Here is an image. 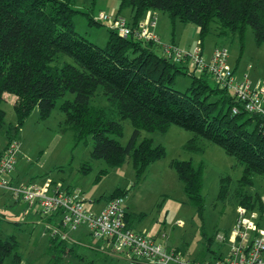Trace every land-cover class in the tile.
<instances>
[{"label":"trees","instance_id":"16d2710c","mask_svg":"<svg viewBox=\"0 0 264 264\" xmlns=\"http://www.w3.org/2000/svg\"><path fill=\"white\" fill-rule=\"evenodd\" d=\"M75 3L76 0H0V129L6 127L7 142L16 138L35 108L46 119L59 106L65 114V126L73 130L76 140H92L93 157L104 159L109 167L121 165L130 157L137 184L148 165L166 155L165 146L155 145L152 138L138 142L141 131L166 132L175 124L194 132L187 148L199 150L198 139L204 138L243 164L236 190L238 206L257 210L264 216L262 197L245 190L253 185L255 175L264 176V118L246 112L228 89L215 82L212 85L207 69L196 75V70L173 62L156 42L133 35L122 37L111 28L105 46L89 40L76 30L73 18L79 10ZM124 8L130 9L128 22L133 25L148 10H161L173 20L196 24L202 36L214 25L221 36L242 39L250 27L257 44L264 43V0H122L118 13L122 14ZM89 21L103 22L92 17ZM181 73L192 77L186 91L173 86ZM100 87L109 107L91 104ZM68 93L74 97L58 104ZM8 95L14 96V124L6 123L2 108ZM235 106L239 113H234ZM125 119H130L134 126L127 144L113 138L123 135ZM172 166L190 201L202 212V166L181 159L173 160ZM230 182L229 177L221 179V198L228 195ZM125 193L117 190L107 199ZM47 223H57V219L47 218ZM127 223L133 228V216L127 214ZM258 225L261 226L259 220ZM214 240L215 236L207 240L208 250ZM18 245L13 234L0 237V264L7 257L12 258L9 264H22ZM48 250L52 256L49 264H64L66 256H78L74 245L53 235ZM223 254L215 253L214 259ZM88 264L97 263L92 260Z\"/></svg>","mask_w":264,"mask_h":264},{"label":"rangeland","instance_id":"374dc122","mask_svg":"<svg viewBox=\"0 0 264 264\" xmlns=\"http://www.w3.org/2000/svg\"><path fill=\"white\" fill-rule=\"evenodd\" d=\"M121 1L76 0L75 8L79 10L73 18L76 30L96 44L105 46L109 37V25L100 22L101 14L113 13L114 16L120 15L127 21L131 20L130 9L124 8L122 14L118 13ZM89 17L100 24L91 23ZM155 17L154 29L162 31L159 32L161 36L164 34L162 43L188 52L200 48V55L207 63L211 61L217 46L226 47L229 51L228 63L238 78L248 75L254 85H264V43L257 44L252 28L246 29L242 39L238 36H221L214 25L209 33L202 36L196 24L173 20L166 11L157 10ZM130 25L136 26L131 23ZM158 44L164 52L162 44ZM65 57L73 61L72 58ZM171 60L175 62V58ZM193 69L196 70V75H200V69L206 67L195 64L191 70ZM209 81L214 85L212 76ZM191 83V75L181 73L176 76L173 86L186 91ZM73 97L72 93H68L66 97L59 99L58 104L65 98ZM13 101L14 96L8 95L2 103L7 124L17 121ZM91 104L110 106L102 87L91 99ZM64 121L65 114L59 106L46 119L40 117L38 108L31 112L15 135L20 141V153L14 171L15 184H42L49 178L54 183L63 184L65 188L69 187L79 193L90 210H97L95 205L99 202L104 204L115 191L125 190V206L129 215L133 216V227L156 238L169 251L176 249L185 259L202 261L213 260L215 253L226 249L227 246L214 240L210 245L211 250H208L207 240L217 234L229 233L236 222V190L244 166L234 156L204 138L198 139L199 150L187 148L188 141L195 137L194 132L175 124L166 132L142 130L138 142L144 138H152L155 145L165 146L166 155L149 164L144 177L136 184V170L130 157L121 165L109 167L104 159L92 156V140L89 139L87 143L77 141L73 130L66 127ZM122 123L123 135L113 138L127 144L134 132V126L130 119H125ZM6 143V127H3L0 129V150ZM175 159L192 160L196 166H202V212L190 201L184 183L172 166ZM223 177H229L231 182L228 195L221 198L219 192ZM245 190L253 195L259 193L264 200V176L255 175L253 185L247 186ZM258 220L263 226L260 227L264 228V217ZM12 234L19 242L18 251L22 264L52 262L48 250L51 235L48 232L47 216L32 209L28 203L0 198V237L5 238ZM68 236V243L75 246L78 256H66L64 264L69 261L88 264L92 260L97 264H127L122 249L108 240L92 237L85 227L68 231ZM11 259L7 257L4 264H9Z\"/></svg>","mask_w":264,"mask_h":264},{"label":"built area","instance_id":"2783aa9c","mask_svg":"<svg viewBox=\"0 0 264 264\" xmlns=\"http://www.w3.org/2000/svg\"><path fill=\"white\" fill-rule=\"evenodd\" d=\"M152 15L148 12L134 27L125 17L114 16L113 13H102L101 21L106 22L109 28L122 37L133 35L140 40L161 43L166 56L175 58V62L179 64L188 63L190 70L195 64L206 67L213 81L221 88L231 91L243 104L246 112L264 118V85H254L248 75L239 79L228 63L229 51L226 47L217 46L211 61L207 63L200 55V48L188 52L162 43L154 31L156 17ZM233 111L239 113L240 110L235 106ZM19 153L20 141L17 138L8 141L0 151V192H8L15 201L26 202L47 218L57 219V223H48L50 235L68 241V231L85 225L92 237L108 240L122 249L127 264H264V229L258 225L259 214L255 210L239 205L232 230L217 234L216 240L228 245V250L221 258L212 261L189 260L183 258L176 249L169 251L156 238L130 227L124 196L108 199L99 211H95L87 207L86 200L79 193L65 188L63 184L54 183L49 178L42 184H15L12 173L16 169Z\"/></svg>","mask_w":264,"mask_h":264},{"label":"crops","instance_id":"0c3cea01","mask_svg":"<svg viewBox=\"0 0 264 264\" xmlns=\"http://www.w3.org/2000/svg\"><path fill=\"white\" fill-rule=\"evenodd\" d=\"M150 13H152L154 16H156V11L155 10H152V9H150V10H148ZM147 11V12H148ZM147 14V13H146ZM146 17V15L144 16V18ZM143 18V19H144ZM142 20V19H141ZM158 28V27H157ZM199 29V28H198ZM154 31H155V33L160 37V39L161 40H163V35L161 36L160 34H159V32L160 33H162V31H159L158 32V30L157 29H154ZM202 53H203V49H202ZM184 65H186V63H184ZM189 68V67H188ZM7 144V143H6ZM5 147V146H4ZM3 147V148H4ZM2 148V149H3ZM1 151V150H0ZM16 170V169H15ZM12 177H13V182L15 183V180H16V177H15V175H14V172L12 173ZM71 189V188H70ZM0 198H11V195L8 193V192H0ZM16 202V201H15ZM18 202H21V201H18ZM26 203V202H25ZM30 205V204H29ZM105 205V203L104 204H101L100 202L99 203H97V205H95V207L97 208V210H95V211H99L103 206ZM31 206V205H30ZM32 207V206H31ZM32 209H34L35 211H38L35 207H32ZM257 211V210H256ZM39 212V211H38ZM236 212H237V209H236ZM257 213L259 214V211H257ZM129 214V213H128ZM261 216H260V214H259V218H260ZM262 217H264V216H262ZM81 227H85L86 228V230H87V232H89L88 231V229H87V227L85 226V225H81L80 227H78L76 230H73V231H77L79 228H81ZM261 227H263V226H261ZM134 228V227H133ZM135 229V228H134ZM264 229V228H263ZM136 230V229H135ZM137 231H140V230H137ZM222 245H224V244H222ZM225 246H227L226 247V249L223 251L224 253L228 250V245L226 244Z\"/></svg>","mask_w":264,"mask_h":264},{"label":"water","instance_id":"95a60500","mask_svg":"<svg viewBox=\"0 0 264 264\" xmlns=\"http://www.w3.org/2000/svg\"><path fill=\"white\" fill-rule=\"evenodd\" d=\"M167 245H168V246H171V243H170V242H167Z\"/></svg>","mask_w":264,"mask_h":264}]
</instances>
